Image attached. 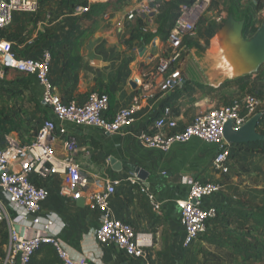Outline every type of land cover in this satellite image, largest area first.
Wrapping results in <instances>:
<instances>
[{
    "label": "crops",
    "instance_id": "0c3cea01",
    "mask_svg": "<svg viewBox=\"0 0 264 264\" xmlns=\"http://www.w3.org/2000/svg\"><path fill=\"white\" fill-rule=\"evenodd\" d=\"M226 1L234 7L233 12L223 17L225 22L210 41L209 50L190 52L161 74L157 72V65L167 53H162L163 41L159 37H154L148 45L142 43L135 50L134 47L126 49L124 41L115 33V30L124 33L131 26L129 34L141 30L135 26L136 20H127L137 4L135 0L111 16H90L88 12L93 4L87 0L82 6L71 4L69 0H40L35 15L14 16L2 38L12 43L19 59H40L45 51H50V77L63 100L83 102L90 92L105 93L109 97L108 117L121 109L137 107L134 122L117 134L65 125L67 134L54 141L53 154L66 157V143H74V157L87 178V186L82 188L84 191L79 192L78 198L72 199L62 194L66 185L64 175L35 178L34 183L48 192L38 216L42 223L51 220L52 226L43 232L39 227L30 226L32 218L24 219L7 210V217L18 235H48L58 241L71 259L88 264H219L238 260L249 263L258 257L249 242V234L255 228L254 215L246 210L251 204V191L242 181L246 175L240 173L248 170L251 174L256 163L264 160V154L230 145L229 171L222 174L213 165L218 151L215 145L191 139L162 152L147 149L137 140L138 131L149 129L164 107L172 109L178 129H182L197 117L253 94L259 103L256 115L264 119V64L251 73L244 70L248 57L246 42L253 37L249 30L251 27L258 30L264 24V21L259 23L264 19V0ZM214 2L211 7L215 10L210 7L208 15L213 13L212 18L217 21L216 8L221 9V6H215ZM229 17L235 22H244L241 35L232 30L224 31ZM126 39L132 46L137 43L134 37L130 40V35ZM185 63L190 65L183 67ZM174 70L180 72L181 82L164 88L165 79ZM242 70L245 73L217 84L208 82L230 71ZM5 86L23 92L25 106L24 113L19 115L21 121L14 125H4L3 117L0 118V144L11 138L28 145L34 141L44 120L54 118L43 103L41 87L33 77L0 68V89ZM137 169L148 174L145 181L139 179L140 185L153 195L159 204L158 212L152 210L146 194L140 192L138 186L125 181ZM106 176L124 181L109 200V218L153 235V247L144 260L127 259L114 246L96 239L95 231L102 214L92 205L91 197L104 189ZM195 181L221 185L218 194L204 201L206 206H218L219 215L206 224L197 240L184 247V229L176 202L186 198ZM7 240L2 245L0 234V264Z\"/></svg>",
    "mask_w": 264,
    "mask_h": 264
},
{
    "label": "built area",
    "instance_id": "2783aa9c",
    "mask_svg": "<svg viewBox=\"0 0 264 264\" xmlns=\"http://www.w3.org/2000/svg\"><path fill=\"white\" fill-rule=\"evenodd\" d=\"M109 0H87L89 4L106 3ZM136 6L127 15L129 22L137 18L144 25L153 26V18L160 7V0H135ZM214 0H190L179 6L178 16L173 28L165 40L166 56L157 65V72L164 73L180 62L187 54L183 44L185 37H193L198 22L209 13ZM39 0H0V32L9 27L15 15H35ZM144 27V26H143ZM52 55L45 51L40 59H19L13 51L10 41L0 37V68L15 70L33 77L41 87V99L49 109L52 118L44 120L35 139L28 145H22L16 139H6L0 144V222L8 227V240L1 264H30L35 252L41 245L54 247L62 264H88L71 259L57 240L40 234L21 237L12 227L7 217V210L22 218H32L30 226L46 231L52 226L51 220L42 223L38 216L42 203L47 199L46 188L38 187L34 179H44L52 175H64L66 185L63 195L72 199L79 197L74 188L87 186V178L81 172L79 163L74 157V143H66L68 155L56 157L52 145L57 138L66 136L65 125L90 127L106 134H117L129 127L135 119L136 106L121 109L108 117L109 97L105 93L90 92L83 102L65 101L56 91L50 77ZM181 82L178 70L172 71L165 79L164 88ZM258 100L254 95L230 105L214 109L204 116L195 118L189 125L178 129V123L172 109L164 107L149 129L137 133V140L147 149L167 152L175 144H183L191 139L218 147L213 159L215 170L227 174L230 160V145L223 138V128L228 122L233 131L240 129L258 112ZM131 185L139 187L145 193L154 212L159 211V204L149 191L140 185L137 174L132 172L125 179ZM124 182L121 179H104V189L92 195V205L102 214L100 225L95 231L100 243L110 244L117 248L127 259L141 261L147 258L153 247V235L137 231L131 224L109 218L108 204L116 193V188ZM221 185L217 182L195 181L185 199L177 201L180 209V222L184 229V247H189L205 231L206 224L215 220L219 208L215 205H204V201L218 194Z\"/></svg>",
    "mask_w": 264,
    "mask_h": 264
},
{
    "label": "rangeland",
    "instance_id": "374dc122",
    "mask_svg": "<svg viewBox=\"0 0 264 264\" xmlns=\"http://www.w3.org/2000/svg\"><path fill=\"white\" fill-rule=\"evenodd\" d=\"M161 1V0H160ZM164 0H162L163 2ZM85 2V0H69V3L71 4H77L79 6H82V4ZM215 6L220 5L221 9H217V21L213 20V16H215L213 13L212 15L205 16L203 19H201L198 22V25L195 29V33L193 37H185L183 40V44L186 47L187 55L191 52L194 53L196 50L200 52H204L206 50H209L210 48V41L213 40L215 34L219 29L223 26L225 22V17L227 18L231 12H233L234 7L231 4H228L226 0H216L214 2ZM214 7V6H213ZM211 7V8H213ZM259 7V6H258ZM160 8V7H159ZM157 10V14L153 18V26L151 25H144V27H141L140 31L133 32L129 34V29H132V26L129 28H126L128 30H124V33L122 32H116L115 33L124 41V44L126 46V49H133L135 50L140 46L142 43L149 44L150 41L154 38L153 36L156 35V37L160 38V34L163 32V28H160V24L157 22V17L160 14V10ZM214 9V8H213ZM215 10V9H214ZM128 11V10H127ZM244 16V15H243ZM224 17V19H223ZM250 18V17H249ZM264 19H260L259 23H262ZM88 22V21H86ZM135 26H137V19L134 22ZM132 23V24H134ZM131 24V23H130ZM5 31V30H4ZM3 31V34H4ZM208 31H212V35L210 38L206 35ZM130 35V40L135 38L134 40L137 41L136 44L130 45L128 41H126V36ZM147 37H150V40H147ZM126 39V40H125ZM161 39V38H160ZM166 43L163 41V48L162 53L165 52ZM190 64L185 63L182 66L186 67ZM21 93V94H20ZM247 95H253V94H247ZM23 95V92L20 90H14L11 89V87H4L0 89V118L3 117V123L4 125L7 124L9 126L14 125L15 122L21 121V118H19V115L23 112L24 106H25V98ZM245 97V96H244ZM17 125V124H16ZM19 126V125H18ZM246 175V179L242 180L246 184V187L249 188V191H255L250 194L251 198V204L246 206L247 211H252L254 216H259V221L264 222V160H261L260 162L256 163V167L252 168L251 174H248V170H242L240 175ZM254 222V220H253ZM255 223V222H254ZM255 228L252 230V234H249V242L253 244L254 251L253 254L258 256L255 259H252V261H249V263H242L240 260L234 261L233 263H219V264H264V230L259 229L260 225L254 224ZM261 228V227H260ZM212 251H216L215 248H212ZM224 253V251L222 252ZM248 261V260H247ZM227 262V261H226Z\"/></svg>",
    "mask_w": 264,
    "mask_h": 264
},
{
    "label": "trees",
    "instance_id": "16d2710c",
    "mask_svg": "<svg viewBox=\"0 0 264 264\" xmlns=\"http://www.w3.org/2000/svg\"><path fill=\"white\" fill-rule=\"evenodd\" d=\"M133 0H109L106 3H95L90 6V10L88 14L90 16H100V15H106L109 14L110 16L120 10L122 6L126 5L127 3L131 2ZM190 0H164L160 2V14L157 17V22L160 24V28L162 27L164 30L160 34V38L162 41H165L167 39L168 33L173 28L174 23L178 16V9L179 6L185 3H189ZM40 3V0H39ZM144 24L142 23V20L139 18L137 19V27H143ZM257 29L254 27H251L249 30V34L252 36L256 33ZM208 38L211 37L212 31H208L207 34ZM3 36V32H0V37ZM153 37H156L153 36ZM150 37H147V40ZM256 132L264 137V119H261L256 127ZM243 150L250 153H259L264 154V140L258 141L255 143H250L247 145L242 146ZM255 192V191H252ZM250 192V194L252 193ZM259 216H254L253 220L257 225H260V227L264 228V222L259 221ZM0 234L2 236V245L7 240V230L4 223L0 222ZM30 264H62L56 250L54 247L48 244L41 245L39 249L35 252L33 255Z\"/></svg>",
    "mask_w": 264,
    "mask_h": 264
},
{
    "label": "water",
    "instance_id": "95a60500",
    "mask_svg": "<svg viewBox=\"0 0 264 264\" xmlns=\"http://www.w3.org/2000/svg\"><path fill=\"white\" fill-rule=\"evenodd\" d=\"M243 27L244 22H235L232 17H229L224 25V31L232 30L235 34L241 35ZM246 50L248 51V57L245 61L246 66H244V70L251 73L264 64V24L256 31L253 37L246 42ZM260 120L261 116L255 115L237 131L232 130L230 122L226 123L223 128L224 140L227 144L236 146L263 141L264 137L256 132V127ZM136 174L141 181H145L148 176V174L141 169H137ZM80 191L84 190L78 187L73 190L74 193H79ZM77 203H80V199L77 200Z\"/></svg>",
    "mask_w": 264,
    "mask_h": 264
},
{
    "label": "bare ground",
    "instance_id": "6f19581e",
    "mask_svg": "<svg viewBox=\"0 0 264 264\" xmlns=\"http://www.w3.org/2000/svg\"><path fill=\"white\" fill-rule=\"evenodd\" d=\"M227 44V43H226ZM232 44V43H231ZM234 46H235V44H234ZM233 47V46H232ZM229 53V52H228ZM230 55V54H229ZM232 55V54H231ZM230 55V56H231ZM213 66V65H212ZM242 73H245L243 70L242 71H233V72H231L230 71V73H226V74H224L223 76H221L220 78H212V79H208V82H210V83H213V84H217L219 81H221V80H223V79H225V78H230V77H233L234 75H239V74H242Z\"/></svg>",
    "mask_w": 264,
    "mask_h": 264
}]
</instances>
